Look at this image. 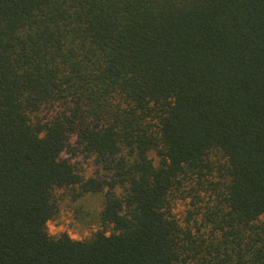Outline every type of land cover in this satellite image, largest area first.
<instances>
[{
    "label": "trees",
    "instance_id": "1",
    "mask_svg": "<svg viewBox=\"0 0 264 264\" xmlns=\"http://www.w3.org/2000/svg\"><path fill=\"white\" fill-rule=\"evenodd\" d=\"M0 264H264V0H0Z\"/></svg>",
    "mask_w": 264,
    "mask_h": 264
},
{
    "label": "rangeland",
    "instance_id": "2",
    "mask_svg": "<svg viewBox=\"0 0 264 264\" xmlns=\"http://www.w3.org/2000/svg\"><path fill=\"white\" fill-rule=\"evenodd\" d=\"M149 156L155 158L154 153H150ZM72 161L86 177L95 176L97 173L104 175L93 159L74 157ZM75 194L76 191L58 193V213L47 224V230L51 236H58L65 232L73 239H84L99 229L98 214L102 208L103 194H87L77 199L73 198ZM184 209L183 203H175L176 216L183 217Z\"/></svg>",
    "mask_w": 264,
    "mask_h": 264
}]
</instances>
